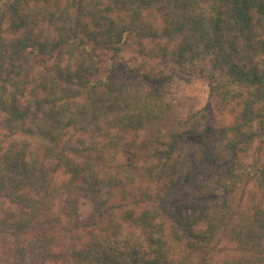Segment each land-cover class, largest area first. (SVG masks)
I'll list each match as a JSON object with an SVG mask.
<instances>
[{
    "label": "trees",
    "instance_id": "obj_1",
    "mask_svg": "<svg viewBox=\"0 0 264 264\" xmlns=\"http://www.w3.org/2000/svg\"><path fill=\"white\" fill-rule=\"evenodd\" d=\"M263 197L264 0H0V264H264Z\"/></svg>",
    "mask_w": 264,
    "mask_h": 264
},
{
    "label": "rangeland",
    "instance_id": "obj_2",
    "mask_svg": "<svg viewBox=\"0 0 264 264\" xmlns=\"http://www.w3.org/2000/svg\"><path fill=\"white\" fill-rule=\"evenodd\" d=\"M141 60L136 54L125 53L121 61L124 67L130 68ZM160 68L169 81V94L173 105L169 117L170 123L185 118L207 106L209 90L204 79L182 73L176 64L162 65ZM73 198L77 208L78 221L87 222L93 212L92 199L83 193H76ZM262 207L264 209V197Z\"/></svg>",
    "mask_w": 264,
    "mask_h": 264
}]
</instances>
